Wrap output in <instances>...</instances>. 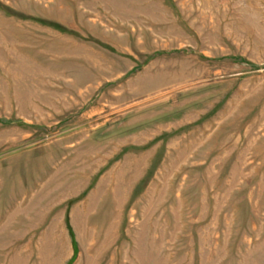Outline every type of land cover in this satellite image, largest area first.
Listing matches in <instances>:
<instances>
[{
    "label": "rangeland",
    "instance_id": "1",
    "mask_svg": "<svg viewBox=\"0 0 264 264\" xmlns=\"http://www.w3.org/2000/svg\"><path fill=\"white\" fill-rule=\"evenodd\" d=\"M0 264H264V0H0Z\"/></svg>",
    "mask_w": 264,
    "mask_h": 264
}]
</instances>
